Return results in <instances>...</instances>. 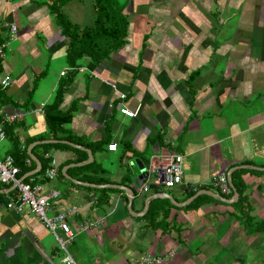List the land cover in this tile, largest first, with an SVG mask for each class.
<instances>
[{
    "label": "crops",
    "instance_id": "crops-1",
    "mask_svg": "<svg viewBox=\"0 0 264 264\" xmlns=\"http://www.w3.org/2000/svg\"><path fill=\"white\" fill-rule=\"evenodd\" d=\"M111 2L127 21L123 45L97 64L88 56L71 64L64 20L89 24L93 0H0V79H9L0 126L14 124L19 147L27 155L31 146L46 168L55 161L40 192H55L48 215L68 211L72 261L242 264L241 249L264 254V0ZM63 78L57 110L70 117L50 133L43 109ZM5 131L0 160L13 149ZM171 153L181 155L182 184L150 188V167ZM24 166L36 164L27 155ZM139 166L148 178L138 179ZM221 173L245 201L217 198L232 196L211 182ZM14 198L15 188L0 183V264H65L52 233L7 206Z\"/></svg>",
    "mask_w": 264,
    "mask_h": 264
},
{
    "label": "built area",
    "instance_id": "built-area-1",
    "mask_svg": "<svg viewBox=\"0 0 264 264\" xmlns=\"http://www.w3.org/2000/svg\"><path fill=\"white\" fill-rule=\"evenodd\" d=\"M9 31H14V26L11 24L8 26ZM8 77L0 79V89L4 88L8 84ZM118 111L128 117H131L134 112L128 110L123 106L118 107ZM13 116L6 118L7 121H11ZM4 138V132L0 126V140ZM114 144H108V150H114ZM153 177L150 184H157L166 188L172 187L177 184H182L181 180V155L178 153H171L167 156L157 159V161L150 167ZM18 168L13 164L12 157L6 155L0 160V183L11 185L15 188V198L13 201H9L7 206L15 212L27 210L32 213L41 224L49 230L57 241L59 247L65 252L63 262L65 264H74L68 252L66 251V244L72 237V232L69 224L66 221V212H57L51 217L46 215L47 210L50 208V201L55 192L50 191L46 196L40 194L41 183L35 178L29 177L26 180L19 178ZM56 175L55 161L51 160L49 166L45 168L43 172L44 178L47 180L51 179ZM148 178V175H147ZM213 186L219 189L223 195L230 193L227 178L224 174L216 175L211 180ZM186 190L195 191V187L192 184L184 183ZM148 185L142 183L140 189L142 191L147 190ZM86 225V224H85ZM57 230L62 234V237L57 235ZM153 258L143 257L140 261L134 264H150Z\"/></svg>",
    "mask_w": 264,
    "mask_h": 264
},
{
    "label": "trees",
    "instance_id": "trees-1",
    "mask_svg": "<svg viewBox=\"0 0 264 264\" xmlns=\"http://www.w3.org/2000/svg\"><path fill=\"white\" fill-rule=\"evenodd\" d=\"M93 4L95 14L89 24L78 26L74 23H70L68 20H64L65 25L62 28L61 33L67 41L66 59L71 64H75L82 56L90 57L91 60L97 64L101 60L107 58L110 52L123 45V38L127 26L125 16L121 15L120 10L116 8L117 6L113 4L111 0H93ZM56 17L61 18L62 15H57L56 13ZM67 84V78L61 79L53 101L46 105L43 109L44 119L50 133H53L54 130L58 129L62 123L68 121L70 117L69 112L63 113L57 110L61 91ZM13 125L14 124L9 126V124L3 123L1 128L5 135V130L8 129L7 137L13 148L11 157L14 165L19 170L18 176H21L24 172L29 170V167L24 166V159L27 158V155L24 149L19 147L16 135L12 133ZM40 161L41 167L38 172L29 175V177H33L38 182L42 183L47 180L43 176L47 163L44 159H40ZM29 162L32 164L30 159ZM234 172H231V179ZM27 178L28 177H24V180ZM234 184L238 193V198L235 203L245 201L243 195H241V191L238 190L236 183ZM194 192L191 193L193 194ZM196 198L197 197L194 199ZM192 202L188 203L186 206L191 205ZM244 210L246 212L245 216H248L249 207L246 204L244 206ZM260 226L264 227V221L260 222Z\"/></svg>",
    "mask_w": 264,
    "mask_h": 264
},
{
    "label": "water",
    "instance_id": "water-1",
    "mask_svg": "<svg viewBox=\"0 0 264 264\" xmlns=\"http://www.w3.org/2000/svg\"><path fill=\"white\" fill-rule=\"evenodd\" d=\"M36 144H38L37 142H35ZM67 143H69V142H67ZM69 144H71V143H69ZM72 146H74V147H76V148H81V149H84V150H86V152L88 153V155L90 156V154H89V150L88 149H85V148H82L81 146H78V145H75V144H71ZM30 147L31 146H28L27 147V155L35 162V164H36V166L32 169V170H30V171H28V172H26V173H24V175L21 177V178H23V177H25V176H27V175H31V174H33V173H35V172H37L38 170H39V168H40V163H39V161L29 152V150H30ZM85 164V163H84ZM74 165H76V166H80V165H83V164H74ZM237 167H240V166H237ZM236 167V168H237ZM241 167H246L245 165H243V166H241ZM249 167H251V168H257V169H262V168H259V167H253V166H249ZM235 168V167H234ZM139 171H140V174H138V179L140 180L142 177H145L146 178V172H145V169H144V167L143 166H139ZM142 173V174H141ZM229 175V174H228ZM66 176V175H65ZM228 177V176H227ZM68 179H70L71 181H72V179L71 178H69V177H67ZM74 182H78V183H80V184H85L86 185V183H83V182H79V181H75L74 180ZM228 185H229V187H230V189H231V191H232V196L230 197V198H224V197H220V196H217V198L219 199V200H221V201H223V202H225V203H232V202H234L235 200H236V198H237V192H236V190H235V188L233 187V184L231 183V181L230 180H228ZM13 187V186H12ZM149 187L150 188H157L158 187V185L157 184H150L149 185ZM128 189V188H127ZM200 192H202V193H207V194H209V195H211V196H216V194H214V193H212V192H208V191H206V190H200ZM130 193H131V190H130ZM164 194V198H167V199H169V200H171V197L168 195V194H166V193H163ZM156 197H160V196H156ZM187 202V201H186ZM175 205H181V204H178V203H175V202H173Z\"/></svg>",
    "mask_w": 264,
    "mask_h": 264
},
{
    "label": "rangeland",
    "instance_id": "rangeland-1",
    "mask_svg": "<svg viewBox=\"0 0 264 264\" xmlns=\"http://www.w3.org/2000/svg\"><path fill=\"white\" fill-rule=\"evenodd\" d=\"M151 177H153V174L151 175ZM40 194H41V192H40ZM46 215L48 216V217H51L50 215H48V213L46 212ZM244 234V233H243ZM257 242H258V240L257 239H254L253 240V243L255 244H257ZM260 246V245H259ZM216 248H218L217 246H216ZM226 250L227 251H232V249H230V248H226ZM236 249H234L233 250V252L235 251ZM258 250V249H257ZM232 253V252H231ZM231 253H230V255H228V254H225V253H223V254H221L220 255V257H223V258H227V257H229L230 256V258L229 259H231ZM217 255V251H216V254L213 256V257H215ZM219 255V254H218ZM235 256V258H238L239 260H241L242 259V264H251L250 262H249V260H251V262L253 261V264H264V254H261L260 252H258V253H254V255H252V253L250 252V250L247 248V249H241L236 255H234ZM238 261V260H237ZM239 263L238 264H240V261H238ZM228 264V263H227ZM230 264H234V261L233 262H230Z\"/></svg>",
    "mask_w": 264,
    "mask_h": 264
}]
</instances>
